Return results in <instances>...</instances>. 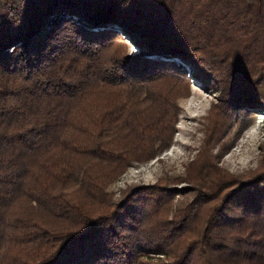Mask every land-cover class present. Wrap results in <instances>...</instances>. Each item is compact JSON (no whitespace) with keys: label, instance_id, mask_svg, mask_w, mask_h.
<instances>
[{"label":"trees","instance_id":"obj_1","mask_svg":"<svg viewBox=\"0 0 264 264\" xmlns=\"http://www.w3.org/2000/svg\"><path fill=\"white\" fill-rule=\"evenodd\" d=\"M184 65L215 96L190 199L114 195L171 141ZM255 112L264 0H0V264H264V142L249 173L218 163Z\"/></svg>","mask_w":264,"mask_h":264},{"label":"rangeland","instance_id":"obj_2","mask_svg":"<svg viewBox=\"0 0 264 264\" xmlns=\"http://www.w3.org/2000/svg\"><path fill=\"white\" fill-rule=\"evenodd\" d=\"M124 39L127 52H136V47L127 38ZM184 68L189 77V93L176 99L179 112L171 141L153 158L133 163L112 181L107 188L114 195L129 185L151 183L161 178L169 187L179 190L172 196V209L190 199L191 192L187 190L189 186L184 180L185 164L193 158L200 144L206 111L210 103L215 101V96L211 89L193 79L188 66L184 65ZM238 125L239 122H235L223 137V142H228L229 148L221 154L218 163L232 173L246 174L260 160V144L264 142V115L253 113L234 137Z\"/></svg>","mask_w":264,"mask_h":264}]
</instances>
